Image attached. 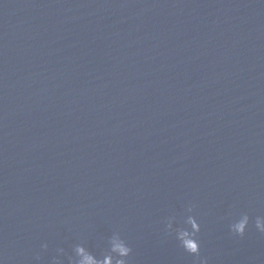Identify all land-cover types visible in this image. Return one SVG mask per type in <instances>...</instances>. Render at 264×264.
<instances>
[{"label": "water", "instance_id": "1", "mask_svg": "<svg viewBox=\"0 0 264 264\" xmlns=\"http://www.w3.org/2000/svg\"><path fill=\"white\" fill-rule=\"evenodd\" d=\"M264 264V0H0V260L119 229L131 264ZM49 250L34 259L41 244Z\"/></svg>", "mask_w": 264, "mask_h": 264}, {"label": "clouds", "instance_id": "2", "mask_svg": "<svg viewBox=\"0 0 264 264\" xmlns=\"http://www.w3.org/2000/svg\"><path fill=\"white\" fill-rule=\"evenodd\" d=\"M196 208V204L189 202L184 206L183 214L175 211L170 213L164 220V231L184 252L196 258V264H209L208 258L201 252L202 226ZM253 223L255 229L264 234V215H257L253 222L247 211H240L229 225L230 232L234 236L244 237ZM98 247L103 249L100 254L91 250L84 241L72 244L70 251L64 247H57L50 264H131L133 248L119 229L102 238ZM48 250V242L42 243L41 251L35 254L34 259L41 261L43 254Z\"/></svg>", "mask_w": 264, "mask_h": 264}]
</instances>
